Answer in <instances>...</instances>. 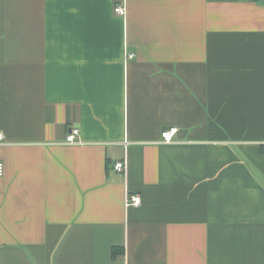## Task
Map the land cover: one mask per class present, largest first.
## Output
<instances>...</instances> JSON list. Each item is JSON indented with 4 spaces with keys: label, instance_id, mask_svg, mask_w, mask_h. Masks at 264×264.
Segmentation results:
<instances>
[{
    "label": "crops",
    "instance_id": "crops-1",
    "mask_svg": "<svg viewBox=\"0 0 264 264\" xmlns=\"http://www.w3.org/2000/svg\"><path fill=\"white\" fill-rule=\"evenodd\" d=\"M0 132V264H264V0H0Z\"/></svg>",
    "mask_w": 264,
    "mask_h": 264
},
{
    "label": "built area",
    "instance_id": "built-area-1",
    "mask_svg": "<svg viewBox=\"0 0 264 264\" xmlns=\"http://www.w3.org/2000/svg\"><path fill=\"white\" fill-rule=\"evenodd\" d=\"M114 12L117 15L120 16H126L127 14V9L124 6H117L114 9ZM130 59L134 58V54H129L128 56ZM179 129L178 128H171L169 130H166L162 133V138H163V142L167 143V144H171L174 143V138L176 136V134L178 133ZM80 134V130L78 128L72 129L70 134L67 137V143L68 144H76L78 141V137ZM5 143V137L3 135L2 132H0V146H2ZM114 170L118 173H123L126 174L127 171V163L126 161H120L117 162L114 165ZM5 175V164L4 162L0 159V178L3 177ZM128 206H140L141 204V198L137 195L135 196H130L128 198V202H127Z\"/></svg>",
    "mask_w": 264,
    "mask_h": 264
},
{
    "label": "trees",
    "instance_id": "trees-1",
    "mask_svg": "<svg viewBox=\"0 0 264 264\" xmlns=\"http://www.w3.org/2000/svg\"><path fill=\"white\" fill-rule=\"evenodd\" d=\"M120 251H121L120 249H116V250H114L115 253H118V252H120Z\"/></svg>",
    "mask_w": 264,
    "mask_h": 264
}]
</instances>
